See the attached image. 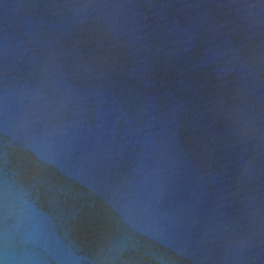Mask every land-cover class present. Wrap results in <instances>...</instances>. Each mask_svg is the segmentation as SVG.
I'll use <instances>...</instances> for the list:
<instances>
[{
    "label": "water",
    "instance_id": "obj_1",
    "mask_svg": "<svg viewBox=\"0 0 264 264\" xmlns=\"http://www.w3.org/2000/svg\"><path fill=\"white\" fill-rule=\"evenodd\" d=\"M0 264H264V0H0Z\"/></svg>",
    "mask_w": 264,
    "mask_h": 264
}]
</instances>
